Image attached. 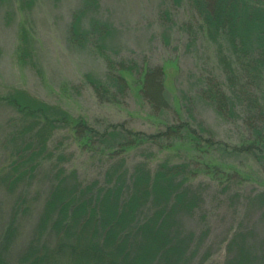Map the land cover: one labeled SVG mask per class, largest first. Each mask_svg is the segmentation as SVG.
Masks as SVG:
<instances>
[{"label": "rangeland", "instance_id": "374dc122", "mask_svg": "<svg viewBox=\"0 0 264 264\" xmlns=\"http://www.w3.org/2000/svg\"><path fill=\"white\" fill-rule=\"evenodd\" d=\"M76 16L85 29L95 21L111 26L113 35L103 52L95 39L82 46L71 41ZM200 26L190 6H176L173 0H35L31 8L9 0L0 5V96L23 91L84 121L95 134L92 144H85L71 127L56 129L35 172L10 189L0 182L1 260L19 264L31 249L52 244L53 237H41L37 229L60 171L65 176L74 172L83 187L104 185L107 173L122 161L127 172L138 164L155 170L164 161L190 162L198 170L192 186L202 193L203 203L184 220L186 230L196 234L188 264H225L228 244L238 232L255 229L256 238L264 239V204L249 203L264 194V150H255V157L243 152L255 141L253 125L264 129L259 106L264 105V79L252 83L241 73L235 111L218 114L205 92L213 87L228 93L220 53L231 55L225 43L220 48ZM22 29L30 40L24 60L17 54ZM109 62L115 70L120 64H135L143 71L165 69L170 110L154 112L131 79L121 97L100 99L87 78L104 79ZM183 123L196 131L203 126L206 132L201 136L211 139L212 132L228 153L196 154L184 144L170 150L162 143L121 149L125 130L154 135ZM21 127L16 112L0 102V174L14 160L12 142ZM114 132L118 137L112 142ZM104 135L111 143L101 141ZM237 148L242 152L231 155ZM212 162L221 164L229 177L209 174L206 165Z\"/></svg>", "mask_w": 264, "mask_h": 264}, {"label": "trees", "instance_id": "16d2710c", "mask_svg": "<svg viewBox=\"0 0 264 264\" xmlns=\"http://www.w3.org/2000/svg\"><path fill=\"white\" fill-rule=\"evenodd\" d=\"M8 1L0 0V5ZM16 2L31 8L35 0ZM173 3L190 6L201 20L202 33L220 48L221 43L226 44L231 57L226 58L222 51L220 66L228 93L224 88L212 87L205 96L218 114H233L239 75L245 73V80L252 83L264 79V0H173ZM112 35L111 26L103 22L95 21L85 29L80 16L74 19L69 34L71 41L79 46L97 40L101 52ZM19 41L17 54L22 60L27 59L30 40L24 29L20 31ZM109 65L104 79L87 78L100 99L121 97L131 79L154 112L164 114L170 110L165 69L143 71L135 64H120L115 70L111 62ZM0 102L13 109L23 123L12 142L14 160L0 174V182L9 185L8 189L36 171L47 140L56 129L66 125L78 134L81 142L92 144L94 140L93 130L84 121L74 120L60 108L23 91L13 90L0 96ZM259 106L260 116L264 118V105L259 103ZM253 131L255 141L243 152L255 157V150H264V129L253 125ZM205 132L201 125L196 131L186 123L168 126L164 133L154 135L125 130V143L120 146L122 151H127L139 145L162 143L164 149L176 150L173 145L184 144L190 153H228L224 145L215 142L212 132L211 139L203 138ZM105 137L101 141L110 142ZM116 137L115 132L110 134L112 142ZM240 152L237 148L230 154L236 156ZM123 169L122 161L107 173L104 185L97 182L87 187L78 184L74 172L65 176V171H60L37 229L41 237L49 233L52 244L31 249L19 264H188L196 234L186 230L184 220L195 215L203 203L202 193L192 186L198 170L192 169L190 162L169 161L155 170L146 164L136 165L132 172ZM206 171L223 178L230 174L221 164L213 162L206 165ZM249 203L264 204V194L250 198ZM255 233L251 229L233 236L225 264H264V239H257ZM0 264L9 263L0 259Z\"/></svg>", "mask_w": 264, "mask_h": 264}]
</instances>
